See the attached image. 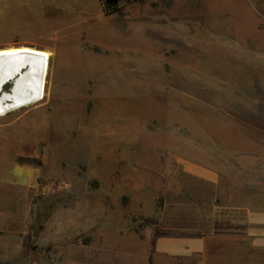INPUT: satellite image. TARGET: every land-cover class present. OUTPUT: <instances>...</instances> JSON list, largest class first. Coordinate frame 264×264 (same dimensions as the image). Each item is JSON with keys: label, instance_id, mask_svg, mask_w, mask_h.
Wrapping results in <instances>:
<instances>
[{"label": "rangeland", "instance_id": "374dc122", "mask_svg": "<svg viewBox=\"0 0 264 264\" xmlns=\"http://www.w3.org/2000/svg\"><path fill=\"white\" fill-rule=\"evenodd\" d=\"M108 5L0 0V48L51 55L0 117V264H143L212 207L189 163L223 164V206L264 177V0Z\"/></svg>", "mask_w": 264, "mask_h": 264}, {"label": "crops", "instance_id": "0c3cea01", "mask_svg": "<svg viewBox=\"0 0 264 264\" xmlns=\"http://www.w3.org/2000/svg\"><path fill=\"white\" fill-rule=\"evenodd\" d=\"M221 166L214 170L189 163L184 169L198 182L215 189L213 194H204L212 210L196 212L192 224L178 227L177 231L152 235L149 250L143 247V264H264V177L254 176L249 191L243 188L246 180L237 178V188L231 189L237 198L232 194L224 200L247 204L223 206L218 204L227 196ZM241 166L235 168L243 169Z\"/></svg>", "mask_w": 264, "mask_h": 264}, {"label": "bare ground", "instance_id": "6f19581e", "mask_svg": "<svg viewBox=\"0 0 264 264\" xmlns=\"http://www.w3.org/2000/svg\"><path fill=\"white\" fill-rule=\"evenodd\" d=\"M50 57L31 46L0 48V117L46 98ZM8 83L13 86L6 92Z\"/></svg>", "mask_w": 264, "mask_h": 264}, {"label": "flooded vegetation", "instance_id": "af4514ba", "mask_svg": "<svg viewBox=\"0 0 264 264\" xmlns=\"http://www.w3.org/2000/svg\"><path fill=\"white\" fill-rule=\"evenodd\" d=\"M110 5H108V8L110 12H116L122 10L124 6H126L128 3H132L135 0H108Z\"/></svg>", "mask_w": 264, "mask_h": 264}, {"label": "trees", "instance_id": "16d2710c", "mask_svg": "<svg viewBox=\"0 0 264 264\" xmlns=\"http://www.w3.org/2000/svg\"><path fill=\"white\" fill-rule=\"evenodd\" d=\"M7 86H8V85H7ZM7 86H6V87H7ZM148 264H150V261L148 262Z\"/></svg>", "mask_w": 264, "mask_h": 264}]
</instances>
